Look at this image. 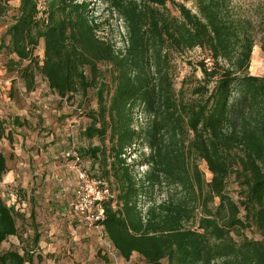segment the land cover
Returning a JSON list of instances; mask_svg holds the SVG:
<instances>
[{
  "label": "trees",
  "instance_id": "16d2710c",
  "mask_svg": "<svg viewBox=\"0 0 264 264\" xmlns=\"http://www.w3.org/2000/svg\"><path fill=\"white\" fill-rule=\"evenodd\" d=\"M9 1L0 0V17L14 8L0 49L15 56L7 62L19 68L25 90L39 75L60 100L93 91L95 106L79 112L88 144L76 154L108 191L96 224L114 253L140 264H264V76L248 71L251 21L233 15L226 0H196L195 13L178 0H101L125 30L116 48L99 35L90 0H44V9L40 0ZM195 48L209 63L198 61L200 76H184L177 87L175 55ZM6 173L0 150V178ZM18 216L0 197V245L18 234ZM38 240L34 231L30 250L0 251V264H33Z\"/></svg>",
  "mask_w": 264,
  "mask_h": 264
},
{
  "label": "rangeland",
  "instance_id": "374dc122",
  "mask_svg": "<svg viewBox=\"0 0 264 264\" xmlns=\"http://www.w3.org/2000/svg\"><path fill=\"white\" fill-rule=\"evenodd\" d=\"M17 2L9 1L12 7ZM45 2L40 0V8H45ZM178 3L196 12V0H178ZM226 4L233 15L251 21L255 45L248 71L251 75L264 76V50L260 48L264 42V0H226ZM89 7L92 15L102 21L99 35L113 42L116 48H122L125 34L122 22L115 15L109 16L101 0H90ZM167 8L172 14H178L171 4ZM13 14L14 8L0 17V40ZM35 55L42 58L41 44L36 48ZM12 58L15 56L0 49V116L8 132V137L0 141V150L7 164V173L0 178V197L13 204L19 214L18 234L8 237L0 245V251L30 250L35 231L39 234V240L37 246L33 247V264H140L135 257L130 262L119 258L102 228H87L76 216L67 212L77 175L71 157L65 154L72 147L77 153L78 149L88 144L78 133L86 123L79 112L95 106L93 91L86 98L74 94L71 98L60 100L48 88L45 80L37 75L35 89L27 92L19 68L7 62ZM203 58L209 63L206 52L200 48L175 55L177 87L184 76H200L195 66ZM99 68L101 78L109 82L108 70L103 65ZM15 119L22 126H17ZM199 165L204 178L209 180L204 163L200 162ZM77 168L95 179L93 175L96 172L88 161L79 160ZM141 170H145V167ZM236 190V184L230 179L228 193L236 198ZM244 234L258 238L254 229H247Z\"/></svg>",
  "mask_w": 264,
  "mask_h": 264
},
{
  "label": "built area",
  "instance_id": "2783aa9c",
  "mask_svg": "<svg viewBox=\"0 0 264 264\" xmlns=\"http://www.w3.org/2000/svg\"><path fill=\"white\" fill-rule=\"evenodd\" d=\"M130 153V149H127V154ZM65 155L71 157L77 175V183L68 208L77 214L88 228H101L96 224L104 214L100 201L109 197L108 191L99 187L101 184L99 180L89 177L84 170L77 168L79 158L73 147Z\"/></svg>",
  "mask_w": 264,
  "mask_h": 264
},
{
  "label": "crops",
  "instance_id": "0c3cea01",
  "mask_svg": "<svg viewBox=\"0 0 264 264\" xmlns=\"http://www.w3.org/2000/svg\"><path fill=\"white\" fill-rule=\"evenodd\" d=\"M69 205V204H68Z\"/></svg>",
  "mask_w": 264,
  "mask_h": 264
}]
</instances>
